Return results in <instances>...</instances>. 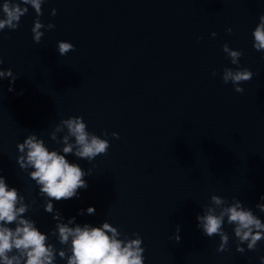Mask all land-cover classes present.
<instances>
[{"label": "water", "instance_id": "1", "mask_svg": "<svg viewBox=\"0 0 264 264\" xmlns=\"http://www.w3.org/2000/svg\"><path fill=\"white\" fill-rule=\"evenodd\" d=\"M27 7L17 29L0 30V68L17 76L11 92L9 79L0 80V175L24 197V218L47 235L55 264H66L58 253L70 254V241L61 245L52 235L56 221L44 211L32 169L19 167L16 145L35 133L60 152L67 129L56 132V141L50 134L77 115L110 147L90 162L66 155L91 171L78 197L52 201L61 223L108 222L119 239L138 233L143 264H261L264 239L254 251L243 244L237 252L225 218L228 247L218 252L219 237L203 235L196 215L215 194L227 203L239 199L264 222L255 207L264 203V51L253 47L252 36L264 0H44L39 19L55 27L41 29L39 44L31 32L36 13ZM61 40L74 45L65 56ZM224 43L241 51L238 65ZM225 67L253 73L241 83L243 93L222 81Z\"/></svg>", "mask_w": 264, "mask_h": 264}, {"label": "clouds", "instance_id": "2", "mask_svg": "<svg viewBox=\"0 0 264 264\" xmlns=\"http://www.w3.org/2000/svg\"><path fill=\"white\" fill-rule=\"evenodd\" d=\"M43 2L44 0H3L0 4V11L3 13L0 18V30L17 29L21 17L28 12L27 6L30 5L36 13L31 27L32 39L39 44L44 35L41 29L50 30L55 27L52 23L45 25L39 19ZM50 14L54 16L56 9H51ZM226 31L231 33L232 29L226 28ZM211 35L215 37L216 33L212 32ZM252 36L253 47L257 51H264V14L259 16ZM57 44L60 56L74 50V45L70 42L61 40ZM221 47L231 63L238 65L241 51L230 48L227 43ZM2 63L0 59V64ZM215 74L213 70L212 75ZM252 77L253 73L247 68L225 67L221 79L225 84L231 82L235 92L243 93L241 83L251 80ZM4 78L10 81L8 91H13L11 85L17 76L10 68H0V80ZM63 128L67 129V134L59 141L63 145L60 152L49 150L35 133L28 134L23 142L16 145L21 154L16 157L19 167L22 170L32 169L28 175L39 186V194L46 197L44 211L51 213L52 219L56 221L55 229L51 230L52 235L58 233L61 245H68L70 241V254L60 250L59 257L65 259L66 264H143L144 248L138 233L133 234L134 238L119 239L117 237L121 236L120 231L108 222H102L100 226L76 224L72 227L69 225L74 223L75 217L68 218L67 223L60 222L62 217L60 212L54 209L52 201L78 197V189L88 187L84 177L91 171L89 169L86 172L78 164L70 163L66 155L71 153L90 162L98 155H106L110 147L107 139L87 130L81 116L61 119L50 138L56 141V132L62 131ZM103 135L107 136V131H104ZM111 136L119 138L116 132H112ZM69 137L74 138V144L69 142ZM260 199L264 200V195ZM23 201L24 197L18 190L9 187L5 178L0 175V264H55L57 253L53 244L47 242V235L36 227L35 221L24 218L23 214L28 211V205ZM210 201L209 205L203 207L202 214L196 215L197 227L202 229V234L207 237L218 236L217 251H226L229 242V236L223 228L226 218L227 224L234 226L236 251L243 253V244H246L248 250L254 251L258 242L264 239V222L250 208L242 206V202L235 197L231 203H227L226 198L213 194ZM255 207L264 212V203H257ZM83 212L84 210H80V214ZM86 212L94 214L95 208L88 206ZM12 224H15L14 228L8 227ZM179 232L180 226L177 225L173 233L177 242L180 241ZM260 261L264 264V256L260 257Z\"/></svg>", "mask_w": 264, "mask_h": 264}]
</instances>
